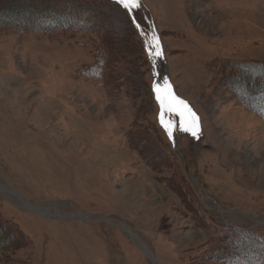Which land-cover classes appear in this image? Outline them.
Wrapping results in <instances>:
<instances>
[{"label":"rangeland","instance_id":"rangeland-1","mask_svg":"<svg viewBox=\"0 0 264 264\" xmlns=\"http://www.w3.org/2000/svg\"><path fill=\"white\" fill-rule=\"evenodd\" d=\"M40 1L0 0V264H264V0Z\"/></svg>","mask_w":264,"mask_h":264},{"label":"snow or ice","instance_id":"snow-or-ice-1","mask_svg":"<svg viewBox=\"0 0 264 264\" xmlns=\"http://www.w3.org/2000/svg\"><path fill=\"white\" fill-rule=\"evenodd\" d=\"M115 3L126 10L129 15H131L133 9L140 7V0H115ZM132 22L136 24L135 19H133ZM136 27L139 29L138 24H136ZM141 35L144 37V47L149 58L154 59L157 56H161L160 41L154 31L151 34L141 32ZM152 92L155 94L156 101L160 108L158 115L160 125L168 134L169 139L173 138V130L176 127L173 120L165 119V116L170 114H175L179 117L180 131L187 132L193 137L199 135L200 123L198 115L191 109L186 101L176 96L167 77L164 78L162 84L154 82L152 85Z\"/></svg>","mask_w":264,"mask_h":264},{"label":"trees","instance_id":"trees-1","mask_svg":"<svg viewBox=\"0 0 264 264\" xmlns=\"http://www.w3.org/2000/svg\"><path fill=\"white\" fill-rule=\"evenodd\" d=\"M38 1L41 2L40 0H38ZM43 3L45 4V2H43ZM6 13H7V11H6ZM260 89L261 90L264 89V85H261ZM258 97H259V99H258ZM261 102L264 104V99L262 98V95L257 96V98L256 97L253 98L252 104L254 105V107L251 106V108L253 107V109L259 113H261L263 111L262 113H263V117H264V105L262 106V108H260ZM2 222L3 223L0 224V260L3 257V254H5L7 249L11 246L12 242H14V240L16 239V236L20 237L17 228L13 224H11L7 221H2Z\"/></svg>","mask_w":264,"mask_h":264},{"label":"water","instance_id":"water-1","mask_svg":"<svg viewBox=\"0 0 264 264\" xmlns=\"http://www.w3.org/2000/svg\"><path fill=\"white\" fill-rule=\"evenodd\" d=\"M24 208H25V207H24ZM27 210L30 211V212H35V213L38 212V209H36V208H34V207H32V206H29V208H27Z\"/></svg>","mask_w":264,"mask_h":264},{"label":"bare ground","instance_id":"bare-ground-1","mask_svg":"<svg viewBox=\"0 0 264 264\" xmlns=\"http://www.w3.org/2000/svg\"><path fill=\"white\" fill-rule=\"evenodd\" d=\"M25 206V205H24ZM25 208H29L28 206H25ZM141 248H143V247H141ZM143 250H144V248H143Z\"/></svg>","mask_w":264,"mask_h":264}]
</instances>
